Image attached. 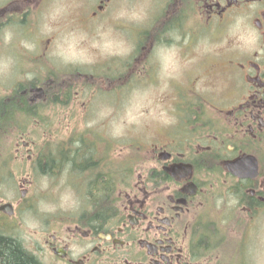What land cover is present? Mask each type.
Wrapping results in <instances>:
<instances>
[{
  "label": "flooded vegetation",
  "instance_id": "flooded-vegetation-1",
  "mask_svg": "<svg viewBox=\"0 0 264 264\" xmlns=\"http://www.w3.org/2000/svg\"><path fill=\"white\" fill-rule=\"evenodd\" d=\"M43 1L0 0V32L26 23ZM117 1L126 10L140 5L139 0H95L84 10L82 0H62L60 6L73 7L82 27L109 6L115 11ZM158 1L162 8L144 22L135 36L140 43L123 57V80L136 68L147 70V78L158 64L155 50L164 35L186 26L189 45L181 53L191 56H184V78L170 84L175 87L172 122L157 127V138L146 146L151 165L139 174L127 170L116 177L105 168L98 144L84 141V134L65 140L57 152L46 151L44 176L71 165L67 183L73 186V176L86 180L85 195L79 214L64 213L54 225L32 229L23 226L33 211L29 175L18 184L19 198L0 199V239L35 264H223L222 248L237 241L230 233L264 219V0ZM206 35L219 42L230 37L229 47L195 53V38ZM75 72L63 74L61 94L48 96L43 86V92L33 89L35 98L57 96L54 102L63 107L78 94L67 92L82 76ZM56 153L60 158L51 164ZM2 172L0 190L8 176Z\"/></svg>",
  "mask_w": 264,
  "mask_h": 264
},
{
  "label": "rangeland",
  "instance_id": "rangeland-1",
  "mask_svg": "<svg viewBox=\"0 0 264 264\" xmlns=\"http://www.w3.org/2000/svg\"><path fill=\"white\" fill-rule=\"evenodd\" d=\"M94 1L82 0L84 10L90 8ZM139 2L140 5L134 10L128 8L126 10L121 5L122 2L117 1L115 11L109 6L107 12L100 15L95 22L87 25L84 23L81 27L77 24L78 18L74 11H70L73 7L68 8V11H62L55 20L49 19L54 7L63 10L60 6L63 2L47 0L41 3H44L41 10L33 9L34 12L28 16L26 23L13 24L10 27L13 36L8 43L3 40V29L0 32V56L11 57L21 73L28 70L35 74L31 81L16 80L13 91L19 89L21 92L29 89L31 82L44 83L49 78L55 81L56 88L61 86L59 81L64 77V73L76 74L77 70L82 72L80 74L82 76L76 78L77 81L67 89L71 95L78 91L76 98L73 96L63 107H59L58 103H46L43 99H37L36 102L32 100V104L42 108V111L37 113L47 124L42 126L39 119L32 120L27 124V128H21L24 131L21 136L16 138L10 136L0 147V158L3 160L0 170L8 174L3 182L4 187L2 186L0 190V199L19 198L21 189L18 184L29 175L32 183L28 190L30 197L33 198V211L25 218L35 225L40 223L45 225L48 222L54 225V222L62 220L64 213L71 216L79 214L81 212L79 202L85 195L84 189L81 188L84 187L86 180L73 176L71 188L76 193V203L70 210H65V207L61 206L63 188L59 182L64 172L63 168L56 170L58 172L52 173L53 175H46L49 178L48 187L42 188L41 177L44 175L36 168L42 146L45 155L49 149L58 150L65 140L74 141L76 137L84 134V141L98 144L97 153L101 160L108 164L105 168H112L116 177L126 174L128 167H131L134 174H139L151 165L146 161L149 158L146 146L154 143L157 138L155 137L157 127L170 117L171 99L175 89L170 84L177 82L176 78H184L181 76L183 68L188 67L184 64L186 61L184 56L190 57L191 54L181 53L184 47L189 45L183 36L187 27L182 26L178 32L164 35L165 41L159 43L155 50L158 64L149 68L147 78H145L147 70L136 68L128 70L130 77L124 81L123 57L129 52L131 54L134 47L140 43L135 36L140 34L144 22L155 16L162 8L158 0ZM144 9L147 11L144 12ZM46 24L51 31L44 28ZM124 26L128 27L127 31ZM26 28L27 32H23ZM69 36L77 41L78 62L67 65L57 62L53 69L47 59L48 54L56 49L63 38ZM229 40L230 37H225L221 42L212 41L207 35L196 37L195 53L201 50H223L229 47ZM22 41L34 43L36 51L27 52L22 46ZM183 82H186V79ZM45 88L48 90V87ZM12 95L14 92L11 95L0 94V100ZM92 95L98 96L94 98ZM30 99H33V96ZM113 128L116 129L114 134ZM90 147L95 146L91 144ZM51 153L53 154L52 151ZM28 157L32 159L31 162L23 161ZM13 158L20 160H10ZM63 195L68 197L64 203L71 204V194ZM259 224L242 225V230L238 234L230 233L237 241H228L222 248L219 263L252 264L249 249L253 246L257 256L264 257V219L260 220Z\"/></svg>",
  "mask_w": 264,
  "mask_h": 264
},
{
  "label": "trees",
  "instance_id": "trees-1",
  "mask_svg": "<svg viewBox=\"0 0 264 264\" xmlns=\"http://www.w3.org/2000/svg\"><path fill=\"white\" fill-rule=\"evenodd\" d=\"M39 84H43L42 87H39L40 89L43 88V86L48 87V90L46 91L48 93V96L58 95L62 93L61 87L58 86L55 88L53 82L49 84L47 82L36 83L35 81L29 84L30 86L29 89H26V93L36 88V86H38ZM13 92L14 95H12L11 97L0 100V147L10 136H14L15 138L16 136H21L22 133H24L21 128H27V124L32 120L39 119L40 121H42V126H45L47 124L46 121H44L43 118L40 117V114L37 113L38 111H42V108L36 104L31 103L32 100L36 102V100L38 99L35 98L34 92H30L31 94L29 93V96L24 95V92H20L19 89H16ZM32 96L33 99H30V97ZM46 99L47 100L44 101L46 103H49L57 99V96H55V98L53 97V99ZM49 99L51 101H49ZM56 103L59 102L56 101ZM57 151L58 150H56V152ZM38 157L40 160L37 163V170L40 174H42L45 172L48 166V164L44 163L45 158L47 159L48 156L46 157V155H44L43 146L40 149V155ZM53 157V160L50 162L51 164L57 163V159L60 158V153H56ZM1 260L3 264H35L26 256H24V254L15 244L0 239V261Z\"/></svg>",
  "mask_w": 264,
  "mask_h": 264
},
{
  "label": "clouds",
  "instance_id": "clouds-1",
  "mask_svg": "<svg viewBox=\"0 0 264 264\" xmlns=\"http://www.w3.org/2000/svg\"><path fill=\"white\" fill-rule=\"evenodd\" d=\"M62 9L59 8H53L51 11V15L49 19L55 20L58 16L62 14ZM44 28H46L48 31H51L52 29L46 24L44 25ZM3 31V40L5 43H8L13 36V32L11 28H5ZM24 49L27 50L29 53H33L36 51V45L34 43L30 42H21ZM76 44L77 41L73 39L71 36L67 38H63L60 43L57 44L56 49L48 54V61L50 66L54 69L56 67L57 62L60 64L67 65L69 63H76L78 62V53L76 51ZM30 67V66H26ZM34 73L32 71L25 70L23 73H21L18 70V66L16 62L8 56H0V94L3 95H11L16 80H27L31 81L34 78ZM164 123H171V118L166 119L163 121ZM116 132V129H112V133L114 134ZM71 165H67L64 169V172L61 175L60 178V186L63 188V193H70L72 196V203L71 204H65L64 202L68 200V197L63 195L61 193V200H62V207H65V210H70L76 203V193L71 188L70 185H68V173L70 170ZM42 182V188H47L49 183V178L44 176L41 177ZM26 229H32L35 227V224L30 221L28 218H25L24 225ZM249 255L252 260V264H264V257H258L256 254L255 246L250 247L249 249Z\"/></svg>",
  "mask_w": 264,
  "mask_h": 264
}]
</instances>
